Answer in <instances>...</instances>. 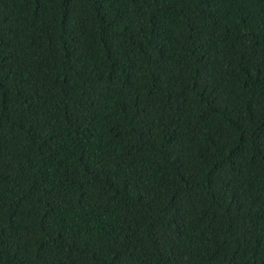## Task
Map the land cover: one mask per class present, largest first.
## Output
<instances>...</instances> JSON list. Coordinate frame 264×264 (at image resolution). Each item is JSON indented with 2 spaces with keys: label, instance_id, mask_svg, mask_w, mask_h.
I'll use <instances>...</instances> for the list:
<instances>
[{
  "label": "trees",
  "instance_id": "obj_1",
  "mask_svg": "<svg viewBox=\"0 0 264 264\" xmlns=\"http://www.w3.org/2000/svg\"><path fill=\"white\" fill-rule=\"evenodd\" d=\"M0 264H264V0H0Z\"/></svg>",
  "mask_w": 264,
  "mask_h": 264
}]
</instances>
